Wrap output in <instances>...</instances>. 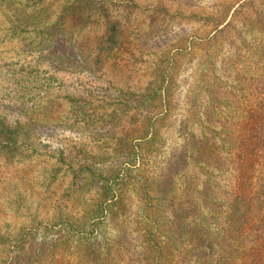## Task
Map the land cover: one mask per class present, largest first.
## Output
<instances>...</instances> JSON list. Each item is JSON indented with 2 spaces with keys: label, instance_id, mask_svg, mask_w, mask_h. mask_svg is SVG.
<instances>
[{
  "label": "rangeland",
  "instance_id": "rangeland-1",
  "mask_svg": "<svg viewBox=\"0 0 264 264\" xmlns=\"http://www.w3.org/2000/svg\"><path fill=\"white\" fill-rule=\"evenodd\" d=\"M233 1L106 0L81 10L72 0L0 3V123L14 131L15 139L11 146L0 140V264H90L76 251L91 250L90 241L78 245L73 239L91 231L95 245L108 238L111 264H141L145 234L135 221V194L124 195V209L104 212L117 196L113 186L107 189L115 184L110 173L129 166L132 147L142 144L144 174L160 186L159 197L167 207L180 202L183 174L168 179V169L180 171L183 165L184 131L194 117L189 90L205 50L182 53L171 62L168 107L150 116L153 145L137 139L144 116L134 110L122 114L120 97L124 92L130 101L136 99L153 80L154 65L170 48L182 46L179 36L206 37L211 26H203L200 17ZM115 27L131 32L123 40L129 48L117 59L99 51L111 36L113 41ZM34 29L42 45L55 41V52H65L67 61L52 62L55 53L45 62V52L30 50ZM243 37L223 44L220 53L216 47L207 51L213 61L217 57L210 70L225 90L233 74L249 70L246 58L255 55V47L264 45V32L247 30ZM33 70L50 81L26 103L12 105L10 97L19 96L21 88L11 79ZM212 114L220 121L228 110L214 107Z\"/></svg>",
  "mask_w": 264,
  "mask_h": 264
},
{
  "label": "trees",
  "instance_id": "trees-1",
  "mask_svg": "<svg viewBox=\"0 0 264 264\" xmlns=\"http://www.w3.org/2000/svg\"><path fill=\"white\" fill-rule=\"evenodd\" d=\"M100 1L103 0H72L71 4L75 10H81V6L90 8L106 2ZM200 18L203 26H211L206 37L192 34L185 39L179 36L184 40L182 46L170 48L165 58L154 65L153 80L143 93L133 101L125 98L124 92L120 97L122 105L119 111L122 114L134 110L137 116H144L137 139L153 145L154 137L148 139L150 116H158L168 107L171 62L182 53L188 55L197 49L205 50L204 59L197 63L194 85L189 90V104L194 109V117L192 125L189 123L184 131L183 165L180 171H177L179 167L168 169V179L173 178L175 172L183 174L180 202L170 207L164 204L159 197L160 186L157 187L156 181L144 174L142 144H137L130 152L133 159L130 165L110 173L116 176L115 184H107V189L113 186L111 190L117 192V196L111 197L112 203L104 212L110 214L114 209H124V195L127 192L135 194V221L145 234L141 264H264V45L256 46L259 50L255 55L246 58L247 72L238 71L229 78V90L217 84L220 79L210 70L217 63V57L213 61L207 54L215 47L220 53L223 44L233 45L236 39L246 40L243 33L247 30L263 33L264 0H234L230 5L204 13ZM113 31V41L111 36V43L99 51L105 49L104 55L117 59L129 48L125 47L129 42L123 40L129 38L131 32L127 33L122 27H115ZM37 32L35 29L31 31L34 37L29 49L45 52V62L53 60L55 53H58L56 59L59 61L55 59L52 62H66L70 56L65 52H55V41L42 45L37 40ZM61 43L66 44L63 40ZM57 67L59 65L55 71H60ZM26 73L22 79H11L12 84L21 88L19 96L14 94L10 97L12 105H17L18 100L26 103L32 94L39 91L38 88L42 89L50 81L40 77L35 70ZM214 107L227 108L228 117L213 120ZM136 120L139 121L138 117ZM191 127L200 133L194 135L195 130ZM13 133L0 123V134H5L0 140L4 145H13ZM138 162L139 166L136 165ZM224 175L226 179H223ZM87 235L73 241L78 245L84 240L90 241L87 245L91 250L76 251L84 254L83 258L90 264H111L114 256L112 246H107L108 238L104 236L102 243L95 245L90 239L92 231ZM121 247L120 244L117 248Z\"/></svg>",
  "mask_w": 264,
  "mask_h": 264
}]
</instances>
